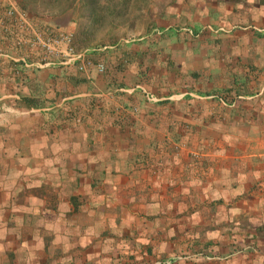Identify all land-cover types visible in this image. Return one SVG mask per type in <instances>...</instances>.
Here are the masks:
<instances>
[{
    "label": "crops",
    "instance_id": "0c3cea01",
    "mask_svg": "<svg viewBox=\"0 0 264 264\" xmlns=\"http://www.w3.org/2000/svg\"><path fill=\"white\" fill-rule=\"evenodd\" d=\"M233 2L222 3V21L260 28L201 52L185 44L153 49L141 40L127 54L131 59L152 52L158 63L170 61L179 70L187 63L181 74L192 78L197 71L196 81L206 88L195 91L207 93L203 100L187 93L158 102L130 96L125 81L121 87L98 73L96 82L75 84L67 70L58 77L40 69L21 78L38 107L62 104L11 113L6 121L0 113L1 129L18 130L26 142L15 141L10 161L0 165V264H143L182 249L215 253L197 264L264 262V255H255L263 243L256 239V250L243 240L247 232L255 235L264 216V12L247 0ZM115 85L123 91L116 98L89 95L95 87ZM227 86L239 92L235 107L211 97ZM67 87L72 93L64 92ZM179 104L186 106L180 110ZM182 135L185 147L178 149ZM245 215L256 223L245 224ZM232 242L250 251L229 254Z\"/></svg>",
    "mask_w": 264,
    "mask_h": 264
},
{
    "label": "rangeland",
    "instance_id": "374dc122",
    "mask_svg": "<svg viewBox=\"0 0 264 264\" xmlns=\"http://www.w3.org/2000/svg\"><path fill=\"white\" fill-rule=\"evenodd\" d=\"M224 1L227 3L234 1L233 3H235L236 0H99V4H106L108 9L101 11L103 18L98 24H95L86 44L80 48H74L70 44L71 39L87 23L86 12L81 9L79 0H74V2H69V0H47L46 2L37 0L32 3L31 10L19 7L17 0H0V113L3 112L5 118L1 119V121H6L8 119L6 117L11 116V113L46 112L51 107L57 108V106L59 107L62 104L57 105V102H53L49 104L50 108L48 105H42L41 107L29 106L25 109L16 108L11 104L10 99H15V95H19V92L28 94L30 89L21 80L22 77L32 76L36 74L34 71L46 70L47 68L55 71V74L59 77L62 75H59L58 72L76 68L80 71V76H83V81L94 80L96 82L94 79L96 73L99 76L104 75V77H106L105 74H108V72L113 75L114 70L118 67L122 53L126 54L123 56L125 60L121 62V69L115 72V76L118 81H125L126 89L124 92H127L130 96L144 97L138 87H135L136 84H139L153 93L159 100H176L186 93L193 100H203L206 98L207 93L195 91L196 88H206L200 78L196 81L197 76L193 75L191 78L181 74L187 63H182L180 70L174 73L167 69L164 61L158 63L156 59L160 58V56L158 57L151 52L150 55L154 56V64H150L146 70V75H143V73L137 71V55H132V58L129 59L127 54L129 50L132 52V50L139 48V41L141 40H146L148 44L145 46L148 48L154 49L163 45L177 50L176 48L189 45L201 52L204 46H209L211 43L215 45L221 41L224 42V38L229 39L231 37V41L234 40V34H237V32L248 28H260L259 25L250 22L241 23V20H234L229 23L222 21L224 10L227 11L222 6ZM247 1L249 4L256 3L259 7L257 9H261L264 12V5L260 6L258 1ZM214 2L217 7L213 10L211 4ZM261 3L264 4V0ZM209 7H211V11H208ZM244 8L247 11L251 10L250 6ZM234 9L233 7V12L235 11ZM239 15L238 18H241L244 14L239 13ZM234 18L236 19V17ZM261 26H264V24H261ZM165 30H170V35L160 37L159 35ZM58 33L69 36V45L72 50L83 51L84 68H79L77 63L67 62L69 55L65 54L52 55L49 60L54 61L53 63L37 64V62H42L43 59L41 60L40 58L45 55L44 46L41 45L40 40L45 35ZM171 57V59L178 62L175 54L171 55ZM198 57L197 55L194 59L193 55L192 60L197 62ZM97 62L103 64V70L98 71L96 69ZM233 62H235L234 57ZM17 77H19L20 81H15ZM194 82L196 83L194 86H189L190 83ZM96 86L99 88L100 85L97 83ZM120 86L123 87V85ZM83 87L79 88L84 90ZM117 87L116 85L111 88L103 86L101 89H96L95 87L93 90L91 89L92 92L89 95L116 98L123 92ZM71 89V87H67V92H71ZM167 90L169 91L168 95L163 99L162 95ZM191 98L190 101H192ZM67 99H69L68 96L63 101ZM159 100H156V102ZM179 106V109L182 110L186 104H179ZM158 109H161L163 114L167 112L165 106H159ZM63 110L66 111L65 114L69 115V117H74L75 114L72 113V110H69V106H64ZM79 116L74 117V121H80ZM181 122L185 123V121ZM159 126L162 125L160 124ZM18 132V130L13 132L12 129L0 132V165L1 162L10 161L11 148L15 141H21V143H24L23 146H26V142L22 140V136L18 135ZM36 138H41V135H35ZM178 146V149L185 147L184 135H182V140H180ZM5 147H7V150L3 149ZM177 152L175 150L173 155L177 154ZM23 155L22 151L18 154V156ZM250 217V215H245L244 218L249 220ZM259 218V220L264 222V216ZM205 254L209 253L200 249L194 252L182 249L173 250L163 255L165 257L174 256V261L177 260L179 262L177 264H197L203 260L214 259L204 257ZM152 262L143 264H151Z\"/></svg>",
    "mask_w": 264,
    "mask_h": 264
},
{
    "label": "trees",
    "instance_id": "16d2710c",
    "mask_svg": "<svg viewBox=\"0 0 264 264\" xmlns=\"http://www.w3.org/2000/svg\"><path fill=\"white\" fill-rule=\"evenodd\" d=\"M36 1L37 0H17V2L19 3V7H21L22 9H25V10H31L32 9V7H31L32 3L36 2ZM41 1L46 2L47 0H41ZM70 1L74 2V0H69V2ZM259 1H262V0H259ZM79 2H80L81 9L86 12L85 18H86L87 23L84 24L82 26V28H80L76 32V34L73 36V38L71 39L70 44L74 48H77V47L80 48L86 44V41L88 40L89 34L93 31L95 24H98L100 22V20L103 18V13L101 11L103 9H108V6L106 4H104V5L99 4V0H79ZM210 10L211 9L209 8L208 11H210ZM248 30H252V29L248 28ZM153 54L155 55V53H153ZM123 56H125V53H122V57H120V61L118 62V67L116 70H114L113 75L109 74V72H108V74H105L106 78L108 76L109 81L116 83V85H123L124 84L123 80L118 81L117 77L115 76V72L121 69V62L123 60H125V57L123 58ZM153 57H154L153 55H145V56H138L137 55L136 56L137 71L143 73V75H146V70H147L148 66L150 64H152V65L154 64L153 63ZM166 63H167L166 64L167 69H169L170 71H172L174 73H177L179 71L178 65L173 64L170 61H167ZM79 73H80V71H78L76 68H69L67 70L66 75H67L68 79L73 80V83L75 84L79 80L83 79V76H80ZM192 73L194 76H198L197 71H193ZM50 77L52 78V80H54L55 74L54 75L52 74ZM17 81H20L19 77H17ZM231 89H232L231 86L224 87L222 90H220V92L211 93V97L213 100H215L217 102L219 101V98L223 99L225 101L224 106L229 105V106L235 107V106H237V100L240 99L236 95L239 92L233 93V91H231ZM66 90H67V88H65L64 92ZM53 94H55V93H53ZM56 94H58L57 96L62 95V94H59V92H57ZM18 96H19V98L10 99L11 104L14 105L15 107L25 109V108H28L29 106H38L39 105V102H38L36 97H31V96H29L27 94H23L21 92H19ZM1 127H0V132L5 130V129H1ZM244 217L245 216L242 217V220L245 224H249V226H250L251 224L256 223V222L251 223L250 222L251 219L245 220ZM249 228H251V227H249ZM247 233L244 235L243 240H245V239L249 240L250 243L248 246L251 245V247H255V249L258 250L261 245L255 241L256 239H258L259 242L261 244L263 243V245H264V222L262 220H260L258 227L255 229V235L249 236V235H247ZM248 246L240 247L237 244L235 245V242H232V245L229 247L230 250H228V253L234 254V255H247V252L250 251V250H248ZM209 254L213 255V256L215 255L214 252H209ZM258 254L264 255V251H260L258 253H255V255H258ZM164 257L165 256L163 255L160 258L163 259ZM177 263H179V262L176 260V261H172L170 264H177ZM262 264H264V262H262Z\"/></svg>",
    "mask_w": 264,
    "mask_h": 264
},
{
    "label": "built area",
    "instance_id": "2783aa9c",
    "mask_svg": "<svg viewBox=\"0 0 264 264\" xmlns=\"http://www.w3.org/2000/svg\"><path fill=\"white\" fill-rule=\"evenodd\" d=\"M38 39V37H37ZM41 45L44 46V53L45 55L43 58H40L42 62H37L38 65L53 63L54 61L49 60V58L54 54H65L69 55L67 62L77 63L79 68H84L83 63V51L78 50L74 51L71 49V46L69 45V36L67 34L58 33V34H50L45 35V37L40 40ZM104 66L101 62L96 63V69L98 71L103 70ZM138 89L143 93L144 97L148 100L156 101L159 98H157L153 93L149 92L148 90L144 89L141 85H136ZM219 100L225 104V101L221 98ZM204 257L206 258H212L210 254H205ZM172 261H174V256H166L163 259L157 258L153 260L151 264H170Z\"/></svg>",
    "mask_w": 264,
    "mask_h": 264
}]
</instances>
